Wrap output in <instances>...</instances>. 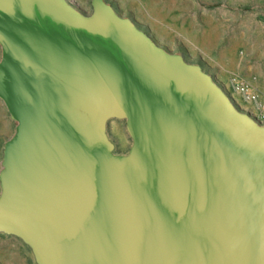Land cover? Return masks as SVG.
Here are the masks:
<instances>
[{"label": "water", "instance_id": "obj_1", "mask_svg": "<svg viewBox=\"0 0 264 264\" xmlns=\"http://www.w3.org/2000/svg\"><path fill=\"white\" fill-rule=\"evenodd\" d=\"M0 0L17 123L0 232L39 264H264V124L106 0ZM111 119L133 145L113 154Z\"/></svg>", "mask_w": 264, "mask_h": 264}, {"label": "rangeland", "instance_id": "obj_2", "mask_svg": "<svg viewBox=\"0 0 264 264\" xmlns=\"http://www.w3.org/2000/svg\"><path fill=\"white\" fill-rule=\"evenodd\" d=\"M68 1L85 14L93 12L92 0ZM106 1L163 49L200 66L243 110L250 107L231 88L233 81L254 90L264 106V0ZM16 126L13 120L11 138L0 136L2 146L15 136ZM107 136L114 145V155L129 154L133 140L125 120L111 119ZM0 264L39 263L22 238L0 232Z\"/></svg>", "mask_w": 264, "mask_h": 264}, {"label": "built area", "instance_id": "obj_3", "mask_svg": "<svg viewBox=\"0 0 264 264\" xmlns=\"http://www.w3.org/2000/svg\"><path fill=\"white\" fill-rule=\"evenodd\" d=\"M230 86L233 90L241 95L244 102L250 103L252 105L250 106V111L248 112L252 113V115L262 123L264 121V106L259 99V95L249 86L244 84L233 81L231 82Z\"/></svg>", "mask_w": 264, "mask_h": 264}, {"label": "crops", "instance_id": "obj_4", "mask_svg": "<svg viewBox=\"0 0 264 264\" xmlns=\"http://www.w3.org/2000/svg\"><path fill=\"white\" fill-rule=\"evenodd\" d=\"M2 54H3L2 48L0 46V60L2 59ZM220 80L224 81V83H227L221 77H220ZM245 105L250 107V103L245 104ZM12 123H13V120L10 116L7 106L2 100H0V136L1 137L11 138L13 136ZM4 146H2V143L0 142V170L2 168ZM0 195H1V184H0Z\"/></svg>", "mask_w": 264, "mask_h": 264}, {"label": "bare ground", "instance_id": "obj_5", "mask_svg": "<svg viewBox=\"0 0 264 264\" xmlns=\"http://www.w3.org/2000/svg\"><path fill=\"white\" fill-rule=\"evenodd\" d=\"M248 111H250V109L248 110ZM251 115H252V113H250ZM253 116V115H252ZM262 124H264V121L262 122Z\"/></svg>", "mask_w": 264, "mask_h": 264}]
</instances>
